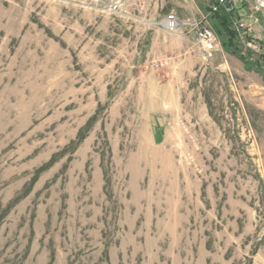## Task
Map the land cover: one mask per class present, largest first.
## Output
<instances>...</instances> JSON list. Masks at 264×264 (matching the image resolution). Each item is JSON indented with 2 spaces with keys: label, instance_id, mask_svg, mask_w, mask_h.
<instances>
[{
  "label": "rangeland",
  "instance_id": "obj_1",
  "mask_svg": "<svg viewBox=\"0 0 264 264\" xmlns=\"http://www.w3.org/2000/svg\"><path fill=\"white\" fill-rule=\"evenodd\" d=\"M91 1L0 0V264H264V73L165 29L216 0Z\"/></svg>",
  "mask_w": 264,
  "mask_h": 264
},
{
  "label": "built area",
  "instance_id": "obj_2",
  "mask_svg": "<svg viewBox=\"0 0 264 264\" xmlns=\"http://www.w3.org/2000/svg\"><path fill=\"white\" fill-rule=\"evenodd\" d=\"M134 0H92V7L99 12L110 16H123L128 9L132 7ZM238 3H244L249 11L255 15L264 16V0H216L209 9V14L201 20L180 21L174 14L166 17L165 29L168 32L175 33L183 28L193 33L200 44L206 58H212L216 49V36L211 27L207 25L208 17H212L220 11H233ZM230 4L232 9H226L225 6Z\"/></svg>",
  "mask_w": 264,
  "mask_h": 264
},
{
  "label": "crops",
  "instance_id": "obj_3",
  "mask_svg": "<svg viewBox=\"0 0 264 264\" xmlns=\"http://www.w3.org/2000/svg\"><path fill=\"white\" fill-rule=\"evenodd\" d=\"M231 26L237 32V43L241 41L243 42L244 50H242L241 48L242 46L238 44L237 52L240 53L241 56H243V58L249 60L250 62H257L259 59H261V63H262L261 65L263 66L264 64V16L260 14L255 15L254 13H251L244 3H238V5L235 6L234 10L232 11ZM197 43H198V40H197ZM198 45L200 46L199 43ZM201 51L203 52L202 48H201ZM257 54H259V57H257ZM203 56L205 57L204 52H203ZM232 56L240 59L236 55H232ZM242 63H243V66L247 70H251L247 68L246 64L244 63V60L242 61ZM257 72L264 73V66H263L262 71H257Z\"/></svg>",
  "mask_w": 264,
  "mask_h": 264
},
{
  "label": "trees",
  "instance_id": "obj_4",
  "mask_svg": "<svg viewBox=\"0 0 264 264\" xmlns=\"http://www.w3.org/2000/svg\"><path fill=\"white\" fill-rule=\"evenodd\" d=\"M214 17L216 19V22L218 23V26L220 25V27L222 28L218 30L217 34L220 35L223 39H227L223 42L224 49L228 53L238 56L242 61L244 60V63L246 64L248 69L262 71L263 66L261 65V59H259L257 62H250L249 60L243 58V56H241V54L237 52V32L231 26L232 11L228 12L226 10H223L215 14Z\"/></svg>",
  "mask_w": 264,
  "mask_h": 264
},
{
  "label": "water",
  "instance_id": "obj_5",
  "mask_svg": "<svg viewBox=\"0 0 264 264\" xmlns=\"http://www.w3.org/2000/svg\"><path fill=\"white\" fill-rule=\"evenodd\" d=\"M226 9H232V6L230 4L225 6Z\"/></svg>",
  "mask_w": 264,
  "mask_h": 264
}]
</instances>
